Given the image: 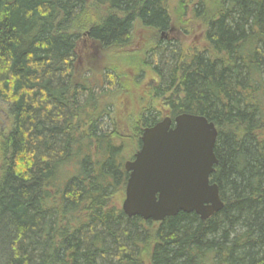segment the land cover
<instances>
[{
    "label": "trees",
    "instance_id": "16d2710c",
    "mask_svg": "<svg viewBox=\"0 0 264 264\" xmlns=\"http://www.w3.org/2000/svg\"><path fill=\"white\" fill-rule=\"evenodd\" d=\"M194 5L206 46L187 51L166 38L167 0L1 1L0 101L12 127L0 129V264H264V0ZM137 21L151 31L141 50ZM78 31L109 49L108 88L78 78ZM148 69L159 85L136 118L110 127L115 84L139 86L132 73ZM165 113L218 129L211 182L224 207L206 220L145 221L111 200L129 176L122 132L140 148Z\"/></svg>",
    "mask_w": 264,
    "mask_h": 264
},
{
    "label": "water",
    "instance_id": "95a60500",
    "mask_svg": "<svg viewBox=\"0 0 264 264\" xmlns=\"http://www.w3.org/2000/svg\"><path fill=\"white\" fill-rule=\"evenodd\" d=\"M217 139L213 122L190 113L166 116L145 128L140 149L124 164L129 176L123 212L160 222L180 212L206 220L222 210L219 186L211 182Z\"/></svg>",
    "mask_w": 264,
    "mask_h": 264
},
{
    "label": "rangeland",
    "instance_id": "374dc122",
    "mask_svg": "<svg viewBox=\"0 0 264 264\" xmlns=\"http://www.w3.org/2000/svg\"><path fill=\"white\" fill-rule=\"evenodd\" d=\"M196 2L197 0H167L168 9L172 18V31L166 33V38L174 43L179 42L187 51L202 50L203 47L206 46L205 40L202 36L203 29L199 26L201 23H199L193 17L194 4ZM99 13L100 10H97V14ZM80 33L81 39L79 40L78 44V78L82 81L89 78L91 83L97 85L98 87L106 88L108 85L104 82L105 78H103V72L105 71L107 62L109 59H111L110 51L109 49H103L100 45H98V43L90 41L87 38L85 31ZM133 34L135 36L133 41L137 42L134 45L136 50L143 49V42L151 37V31L142 29L138 21L135 23ZM128 70L131 69L129 68ZM132 74H135L132 75V81L139 86L131 84L128 85L125 92L120 90L119 92H116L115 90L118 86L115 84L116 87L112 92V95H114L111 98L108 97L106 100L108 103H111L112 101L115 105V110L110 115L111 117H114L111 118L113 125L111 126L110 118L107 117L106 119L108 125L112 128H114V123L117 125V121L120 122V126L122 127L125 120L128 119V121L131 122L132 118H136L135 113H138L139 111V108L137 107L142 106L148 98L146 92L147 89L153 88L154 85H159L160 83L159 81H155L157 78L151 74L150 69H148L145 73H142L141 71L139 73ZM169 115V113H165L162 118ZM11 127L12 117L8 112L7 105L0 101V129L8 132ZM123 132L120 136L121 140L118 142L122 143L124 146L123 163L125 164L126 161L131 160L132 157L137 153L139 147L135 146L137 139L135 141L133 134L129 132ZM124 199L125 188L122 187L113 194L111 200L113 201L114 205L122 209Z\"/></svg>",
    "mask_w": 264,
    "mask_h": 264
},
{
    "label": "flooded vegetation",
    "instance_id": "af4514ba",
    "mask_svg": "<svg viewBox=\"0 0 264 264\" xmlns=\"http://www.w3.org/2000/svg\"><path fill=\"white\" fill-rule=\"evenodd\" d=\"M140 147H141V146H140ZM139 149H140V148H139ZM139 149H138V150H139ZM134 157H135V155H134ZM132 159H134V158H132Z\"/></svg>",
    "mask_w": 264,
    "mask_h": 264
},
{
    "label": "bare ground",
    "instance_id": "6f19581e",
    "mask_svg": "<svg viewBox=\"0 0 264 264\" xmlns=\"http://www.w3.org/2000/svg\"><path fill=\"white\" fill-rule=\"evenodd\" d=\"M124 86H125V84H124ZM126 87V86H125ZM105 147V146H104ZM102 152V151H101ZM62 174V173H61Z\"/></svg>",
    "mask_w": 264,
    "mask_h": 264
}]
</instances>
